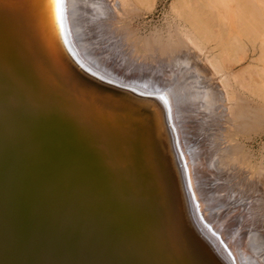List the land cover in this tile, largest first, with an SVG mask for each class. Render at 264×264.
I'll list each match as a JSON object with an SVG mask.
<instances>
[{
  "label": "bare ground",
  "instance_id": "1",
  "mask_svg": "<svg viewBox=\"0 0 264 264\" xmlns=\"http://www.w3.org/2000/svg\"><path fill=\"white\" fill-rule=\"evenodd\" d=\"M154 3L0 0V264H264V0Z\"/></svg>",
  "mask_w": 264,
  "mask_h": 264
},
{
  "label": "rangeland",
  "instance_id": "2",
  "mask_svg": "<svg viewBox=\"0 0 264 264\" xmlns=\"http://www.w3.org/2000/svg\"><path fill=\"white\" fill-rule=\"evenodd\" d=\"M175 0H155V3L152 5L150 10H145L141 13V15L136 17H130V20L128 18H121V24L123 27L128 28L132 31H134L137 34L144 35L148 33L152 28L158 27V28H164L166 21L170 19L171 14L170 12V5ZM167 12V13H166ZM144 15V16H142ZM132 18V19H131ZM128 19V20H127ZM134 19V20H133ZM119 31V30H118ZM105 32H108L107 37H112L108 41H106L107 44L116 43V41L113 42L115 38V33L110 32L109 29H107ZM85 33V40L92 41L94 54L96 56H99L100 61L110 70H112L117 75L124 77V78H137V79H150L151 74H156L157 76H160L164 79H171V73L168 72L166 69L163 68H151L146 65H129L121 63V59L118 56L116 59L112 58L110 55V51H106L102 47V43L97 41L95 37H93L88 30L84 31ZM120 32H118L119 34ZM122 50L128 53L130 56L131 52L129 50H126L127 44L125 41H122ZM247 50V51H246ZM252 48H246L244 51L246 53V56L239 65L235 66L234 70L245 67L248 64H255L252 60L254 59L256 52L258 51H251ZM137 55V56H136ZM134 57L138 58L139 54H133ZM253 138V139H252ZM256 138V139H255ZM253 141V142H252ZM245 145L247 147L249 146L251 150L254 152L255 159L259 160L262 156L261 150L264 149V131L260 134H256L251 136L250 140L244 141ZM230 185H238V189L240 190V187L243 191L247 190V184H245V181L242 183V185H239L240 182L238 180H230ZM240 186V187H239ZM247 193V192H246ZM210 195H214L216 197L219 196V191L217 189L212 190V192L209 193ZM200 195L205 198V193L200 192ZM207 196V195H206ZM224 207L218 208L219 212H216L214 219L220 223L222 221V211L224 210ZM225 215H228L227 212H225Z\"/></svg>",
  "mask_w": 264,
  "mask_h": 264
}]
</instances>
